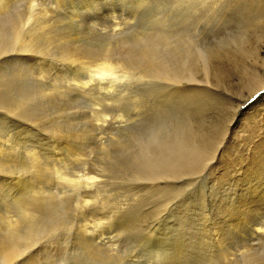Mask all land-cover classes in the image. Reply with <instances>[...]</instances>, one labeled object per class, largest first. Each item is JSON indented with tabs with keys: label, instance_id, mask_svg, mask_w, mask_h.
I'll use <instances>...</instances> for the list:
<instances>
[{
	"label": "rangeland",
	"instance_id": "374dc122",
	"mask_svg": "<svg viewBox=\"0 0 264 264\" xmlns=\"http://www.w3.org/2000/svg\"><path fill=\"white\" fill-rule=\"evenodd\" d=\"M0 1V89L6 98L0 95L4 99V106L0 105V135L10 134L14 148L12 162L8 164L6 154L3 161L8 160L1 169L5 174L12 171L16 182L12 192L2 189L6 192L0 195V235L10 220L25 233L42 230V234L32 232L20 241L36 237V248L40 250L34 249L35 262H28L32 255L29 252L20 261L82 264L86 252L79 248L80 243L92 242L96 236L94 241L98 242L104 234L108 247L113 243V253L126 259L124 264L134 259L132 264H219V258H211L218 256L214 255L219 253L217 245L208 247V243L219 238L224 210H238L242 199H252L263 191L261 186L249 190V176L241 174L240 182L237 173L253 164L250 140L264 125L255 123L257 129L251 128L249 121L258 114L264 99H256L260 94L252 96L248 100H257L256 106L249 110L242 106L246 111L235 117L232 102L219 105L206 99L199 107L186 99L182 103L176 99L177 104L169 99L174 103L167 105L172 108L170 115L181 110L183 118L187 117L177 119L171 127L193 124L199 130L187 132V139L203 144L212 126L209 134L214 138L204 145L203 161L185 164L183 169H189H185L181 180L164 181L153 166L143 165L141 155L147 140L148 148L161 145L149 135L153 125L158 126L160 116L155 118L154 83L140 76L142 42L154 32L159 18L169 29L178 6L201 3L203 11L209 0H204L205 5L202 0ZM214 1L223 3L226 9L191 24L198 25L195 34L192 32L195 39L201 37L220 46L232 39L231 44L237 42L240 46L234 47L240 49L243 38L247 43L253 36L250 31L257 27L263 30L260 38L249 40L264 43V20L262 25L257 24L258 19H264V3L263 12L258 14L262 16L254 17L255 8L261 6L257 1L262 0ZM249 43L247 47L254 49L256 45ZM108 63L115 66L113 75L101 76L102 67ZM257 65L264 69V62ZM245 71L234 72L237 75H230L223 85L219 83L221 91L243 100L261 89L264 73L255 81ZM8 209L11 214L1 221V213ZM27 209L28 218L24 216ZM260 212L264 213V208ZM84 230L91 236L89 232L84 236Z\"/></svg>",
	"mask_w": 264,
	"mask_h": 264
},
{
	"label": "bare ground",
	"instance_id": "6f19581e",
	"mask_svg": "<svg viewBox=\"0 0 264 264\" xmlns=\"http://www.w3.org/2000/svg\"><path fill=\"white\" fill-rule=\"evenodd\" d=\"M190 1L192 3L194 0L193 1L190 0ZM202 1H201L202 4H204L205 1L204 0H202ZM222 1H224V0H222ZM262 1H257L259 3L258 5H261V6H258L255 8V13H254V15L256 14L254 16L255 19L258 18L257 15L259 13L263 12V10H262L263 4L262 3H264V1L263 2ZM208 2H211V0H209ZM208 2H206L207 4L205 3L207 5L204 7V9L206 8L205 12H204L203 8H202L203 11L200 9L202 7V5H200L201 4L200 1H199V3H200L199 6H201V7L195 6V5H194V7H192L193 3L191 4L192 6L189 3L188 4L190 6H188V5L187 6H178L174 10V11L178 10V12H175L176 15L174 17L173 23H171V25H169V29L166 27L167 26L166 23H163L164 20L162 18L160 19L158 17L159 20L156 24L157 25L156 29H154L153 33H149L148 35H146L147 37L145 38V40L142 42V45H141V52L139 51L141 53L140 63L143 66L142 70L140 69L141 70L140 76H142L141 78H144L145 80L151 79L154 83L153 88L155 87V89L157 90V91H154V92H156V95H157V100H156V102H157L156 108L157 109H155L156 110L155 118L160 116V119L158 120V126L159 127L154 124L153 128L149 132L151 134H149V135L151 137H153V140L152 139L151 140L154 141V143L161 142L160 146L148 148V140H147V144L145 145V148L142 147L144 149H143V152L141 155L144 158L143 165L153 166V168L155 169L154 171L157 172L158 176L160 178L164 179V181H165V179L176 181L179 178H183L180 176H182L184 173H186V170L189 169V168H185L186 170L183 169L184 168L183 166L185 164H194L196 162L199 163V162L203 161L202 155L204 152L203 150L205 148L204 145H207V143L210 142L212 140V137H213V136H211V138H210V134H212L211 133V129H212L211 125H209V127H208L210 129V131L208 130L206 132L205 140H204L203 144H197L194 139H187L186 138L187 132H191V134H193V132H195V130H197V128H193V124H183V126L182 125H176L175 127H171V124H174L177 119L185 120V118H187V117L183 118V116H182L183 114L182 115L180 114V112H182V111L179 109H173V111L179 110V112H177V114L174 112L175 113L174 115L173 114L170 115L172 113L171 112L172 108L170 107L171 108V110H170L167 105L170 101H172V99L173 100L175 99L174 102H176V104H177L176 99L178 101L181 100L180 101L181 103H182L183 99H186V100L190 101L191 104L197 103L199 107L204 105L203 103L206 99L207 100L210 99L211 101L213 100V101L217 102L219 105L232 102V104H234L236 106L235 107L236 111H235L234 117L238 114L241 115L246 110L254 108L256 106V104H254V103L257 100L264 99V93H263L264 85L261 87V89L258 88V91L253 90V91H257V92L255 94L251 92L252 94L248 95L247 97H245L246 99H243V100L240 98H237V97L226 95L227 93H224L223 91H221V86H219L220 85L219 83H221L222 85L224 83H226L224 81H225V79L229 78L230 75L232 76V74H233V76H234V74L238 73V71L240 74H242L246 70L247 66L249 68L248 69L249 71L248 72L245 71V72L248 73L247 74L248 76H252L250 78L254 79L255 77H258V78L261 77V75L264 73V69L263 68L261 69L260 67L257 68V66H258L257 64H258V62H264V60L262 59V56H264V43L262 41H260L262 43H259V41H258V43L255 44L254 41L257 40V38L258 39L260 38V35H261L263 30L262 29L257 30V27H256L257 25H255L256 29L252 28L253 30H251V28H250V30H251L250 34H252L254 36V38L256 37V39H254V41H253L254 45H256L255 48L253 45L254 49H251L252 47L250 48V46L247 47V44L249 43L248 40L251 39L253 36L250 35V36H252V37H250L248 35L249 33L246 34V32H244L246 29H244V31L241 30L243 28L242 26H241L242 28L240 27L241 29L238 27L239 31L240 30L243 31V33H245V35H248L250 38L248 37L249 39L247 40V43L244 41V38H245L244 36H243L244 37L243 41H241L242 39H240V41L243 43V47H241L240 49H238L236 46L234 47L235 44L237 45V42L236 43L234 42L231 44L232 39L230 41H228V40L226 41L225 38L223 40H221L222 43L224 40L227 42V44L225 43V45H223L224 43L223 44L220 43L223 46H220L219 44L208 43V41H205L201 37H199L198 39L197 38L195 39L194 38L195 35L193 36V33L198 28V25H195V26H192V25L197 24L196 23L197 21L199 22L201 20H204L206 18L214 16L216 13L215 11L220 12L222 10V8H225L223 3L219 5V1H218V3H216L213 0L211 2V4H209V5H208ZM181 4H183V2ZM181 4H179V5H181ZM186 4H187V2H186ZM222 5L224 7H222ZM230 10H232V9H230ZM200 12L201 13L203 12V14H200ZM165 14H167V12ZM221 14H223V13L221 12ZM219 16H221V15L219 14ZM261 16L262 15L260 14L259 18ZM250 17L251 16L249 15V18ZM165 19H167V18L165 17ZM247 19H246V22L249 21ZM160 20H161V23L159 22ZM261 20H264V19L260 18V19H258V21L256 20L258 26H260L259 24L262 25L261 22H263V21H261ZM165 22H167V21L165 20ZM239 22H241V21H239ZM244 22H245V20H244ZM246 24H248V23H246ZM16 26H18V25H15L14 27H16ZM18 27H17V29L19 30L20 27L19 28ZM220 28H222V27H220ZM10 29H12V28H10ZM17 29H15L17 31L16 33H17V35H19L18 33L21 29L19 31ZM247 29H249V27ZM233 30H234V28H233ZM202 31H201V33H202ZM239 31L237 32L235 30V32H237V33H239ZM260 31H261V33H260ZM11 32L15 33L12 30H11ZM16 33L13 35L15 36ZM197 33H198V30H197ZM17 35L15 37H17V39H18ZM230 36L232 37V35H230ZM13 37H12V39H13ZM230 38H228V39H230ZM232 38L234 39L235 37H232ZM238 38H242V35ZM246 39H247V36H246ZM19 40H22V39L20 38ZM142 40H143V38H142ZM251 40H249V41L251 44H253ZM23 42H21L20 44L22 45ZM228 42H230V43L228 44ZM15 43H17V41H15ZM0 44H2V43H0ZM18 44H19V42H18ZM230 45L231 46L233 45V48H230ZM22 46H24V45H22ZM237 46H240V45L238 44ZM6 47H7V45H6ZM9 48L10 47L8 46V50H9ZM3 50H4V48H3ZM3 50H1V51L4 52ZM6 50L7 49H5L4 53H6ZM139 57L140 56H138V59H139ZM136 59H135V61H136ZM114 70H115L114 65H112L110 63L105 64L104 67H102L103 72H101L100 75L101 76L102 75L103 76L104 75H113L112 72ZM240 71H243V72H240ZM234 72H236V73H234ZM108 77H110V76H108ZM232 78H234V77H232ZM250 78H249V80H250ZM252 79H251V82L253 81ZM256 80H257V78H255V81ZM262 82H264V78H263ZM9 89H11V88H9ZM8 91H7V94H8ZM2 93L3 92L0 89V95L3 97ZM146 94H147V92H146ZM153 94H155V93H153ZM257 94H260V95L256 98L257 100L254 103H252L250 100H248L252 96L257 95ZM156 95H154V96H156ZM242 98H244V97H242ZM4 99H6V98H4ZM12 99L13 98H11V100ZM169 99H171V100L169 101ZM3 100L0 98V105L3 104V102H4ZM11 100H9V101H11ZM13 101H14V99H13ZM180 102L178 105H180V107H182ZM185 103H186V101H185ZM171 104L172 103H169V105H171ZM178 105H177V107H179ZM2 106H4V105H2ZM6 106H8V105H6ZM11 106H14V105H11ZM242 106L246 110H243ZM261 107L262 108L258 111V114L256 116H252V118L249 121V125H252L251 128L252 127L256 128L255 123H257L258 125H260V124L264 125V105H262ZM11 109H12V107H11ZM11 109H9V110L13 111ZM13 109H15V108H13ZM187 109H185V110L183 109V110L185 112H187L186 111ZM191 110L195 111V109L193 107L191 108ZM184 111H183V113H185ZM10 113H12V112H10ZM178 114H180V115H178ZM189 114H191V112ZM12 115H13V113H12ZM191 115H193V114H191ZM187 116H188V114H187ZM10 119H11V117H10ZM165 123H167V124H165ZM0 125H1V123H0ZM182 128H183V130H181ZM191 128H193V130H191ZM247 130H248V128H247ZM255 130H253V131H255ZM197 132H199V130H197ZM257 133H258V135H257ZM251 138H252L250 140L251 150H252L251 154L253 155V158L251 157V159L253 160V164H250V165L248 164L249 168H247V166H246L245 167L246 170H242V171L240 170L237 173V177H238L237 180H239L240 182L243 181L241 174L249 176L248 178L252 184V188H248V189L251 190V189H254V187H256V186H261L263 188V191L261 194L256 195L252 199H244V200L242 199V202H241L242 204L240 203L241 204L240 208L237 207L238 210H232V212H229V213L225 212L226 210H224L223 215H222V221H221L222 222L221 223V230H220L221 233L219 234L217 232L219 234V238L218 239L215 238L216 240H214V242H212V239H213L212 238L211 241L208 243V247L214 246V244L217 245V250H219V253H215L214 255L216 256V254H218V256L217 257H211V258H216V259L219 258L220 259L219 264H264V213L260 212V210L264 208V207L262 208V205L264 204V126L261 127V125H260V128H258L254 132V137H251ZM2 140H5V142ZM13 149H14L13 148V142H12V137L10 136V134H6V135L4 134V136L1 134L0 135V195L5 193L6 191L8 193L12 192L14 190V186L16 183V182L14 183L13 175L10 174V173H12V171L10 173L8 172L9 174L8 173L5 174V172H2V169H1L2 166H4V164H6V162L8 160L6 158L7 159L6 162H5V160L3 161V157L6 154L9 155L8 164H10L12 162L11 157L13 156L12 155ZM206 151H208V150H206ZM204 155H205V153H204ZM152 174L154 175V173H152ZM189 175H188V177H189ZM235 176H236V173H235ZM185 177H186V174H185ZM179 180H181V179H179ZM18 185H20V183ZM245 188H246V186H245ZM2 189L6 190V191H4ZM258 191H260V189ZM256 193H257V191L255 192V194ZM248 198H249V194H248ZM20 200L21 199H19V201ZM23 201H24V199H23ZM23 203H25V202H23ZM15 204H16V202H15ZM24 206H23V208H25ZM26 207H27V204H26ZM33 207H34V205H33ZM23 210H25V209H23ZM28 211H29V209H27L24 212V216L27 218L29 216ZM11 212L9 211V209L5 212H2L1 213V221H3V217L5 215H7L9 213L11 214ZM20 212H21V210H20ZM250 212H252L250 214L251 216L253 213L255 214L256 218L253 215V218H255V219L252 218L253 219L252 220L249 217L250 215H248V214ZM32 215L34 216V214H32ZM20 221H22V220H20ZM6 224H7V226L4 229V233L2 235H0V264H23L20 260L25 258L24 256L28 252H29L28 254H30V253L32 254L31 256H29L31 258L28 259V262L35 260L34 257L37 256V254L34 253V249L37 246V243H35L36 237L35 236L32 238L28 237L29 239H26V242H24V243H21L20 241L24 238L23 236H25V235L28 236L32 232L41 233L42 230L41 231H30L29 230L30 227H29L28 228L29 232L25 233L26 230L25 231L20 230V229L17 230L16 229V223L12 220L7 221ZM88 232L90 233V231L84 230L83 235L84 236L86 235V237H87ZM44 233H45V231H44ZM91 234L92 233H90V236H91ZM102 236L105 238L104 234H102ZM109 236H108V238H109ZM96 237L92 238L93 239L92 242H89V241L87 242L84 240V242L80 243V247L78 246L79 248H81V250L83 248V250H85V252H86V254H84L86 256L83 259L81 258L82 264H124L126 259L124 258L125 259L124 260L122 257H120L119 256L120 254L116 255L117 252L113 253L114 250H113V247L111 246V245H113V243L112 244L109 243L110 245L108 247L107 239L105 241V239H103V237H101V238L99 237L100 238L99 241L97 242L95 240L96 241L95 242L94 239H96ZM114 245H116V244H114ZM118 245H120V244L118 243ZM110 246L112 247V249ZM116 248H117V246H116ZM36 249H38V247ZM114 249H115V247H114ZM38 250H40V249H38ZM76 250L79 251V249H76ZM120 252H121V250H120ZM83 253H84V251H83ZM126 254L127 253H125V255ZM121 255H124V254H121ZM128 255H130V254H128ZM127 257H129V256H127ZM34 262L35 261H33L32 263H34ZM133 262H136V260L134 259ZM214 262H217V261H214ZM132 263H130V264H132ZM128 264H129V262H128Z\"/></svg>",
	"mask_w": 264,
	"mask_h": 264
}]
</instances>
